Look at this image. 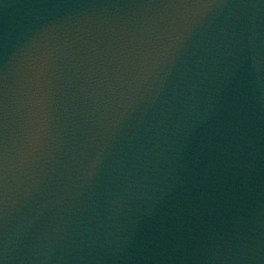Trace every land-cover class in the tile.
<instances>
[{
	"label": "water",
	"instance_id": "95a60500",
	"mask_svg": "<svg viewBox=\"0 0 264 264\" xmlns=\"http://www.w3.org/2000/svg\"><path fill=\"white\" fill-rule=\"evenodd\" d=\"M99 0H0V113Z\"/></svg>",
	"mask_w": 264,
	"mask_h": 264
}]
</instances>
